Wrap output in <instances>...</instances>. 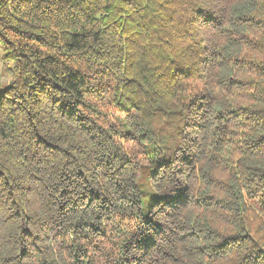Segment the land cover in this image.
<instances>
[{
    "label": "trees",
    "instance_id": "1",
    "mask_svg": "<svg viewBox=\"0 0 264 264\" xmlns=\"http://www.w3.org/2000/svg\"><path fill=\"white\" fill-rule=\"evenodd\" d=\"M0 264H264V0H0Z\"/></svg>",
    "mask_w": 264,
    "mask_h": 264
},
{
    "label": "rangeland",
    "instance_id": "2",
    "mask_svg": "<svg viewBox=\"0 0 264 264\" xmlns=\"http://www.w3.org/2000/svg\"><path fill=\"white\" fill-rule=\"evenodd\" d=\"M2 66H3V63L0 60V82L4 81L6 79V76L2 72Z\"/></svg>",
    "mask_w": 264,
    "mask_h": 264
}]
</instances>
